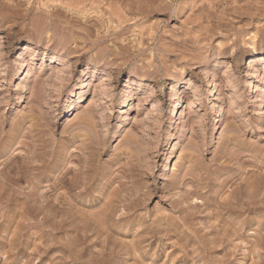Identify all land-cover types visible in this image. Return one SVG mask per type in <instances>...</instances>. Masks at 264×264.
Segmentation results:
<instances>
[{
    "label": "rangeland",
    "instance_id": "rangeland-1",
    "mask_svg": "<svg viewBox=\"0 0 264 264\" xmlns=\"http://www.w3.org/2000/svg\"><path fill=\"white\" fill-rule=\"evenodd\" d=\"M0 264H264V0H0Z\"/></svg>",
    "mask_w": 264,
    "mask_h": 264
},
{
    "label": "bare ground",
    "instance_id": "bare-ground-1",
    "mask_svg": "<svg viewBox=\"0 0 264 264\" xmlns=\"http://www.w3.org/2000/svg\"><path fill=\"white\" fill-rule=\"evenodd\" d=\"M246 66H247V67H248V66L250 67V66H251V62H250V64H248V65H246ZM252 86H253L254 89H255V87H256V89H257V84H256V85H252ZM254 89H253V90H254ZM254 91H255V90H254ZM254 91H253V92H254ZM256 92H257V90H256ZM176 106H178V104H176ZM175 111H176V110H175Z\"/></svg>",
    "mask_w": 264,
    "mask_h": 264
}]
</instances>
